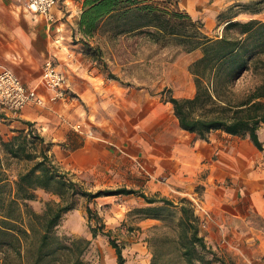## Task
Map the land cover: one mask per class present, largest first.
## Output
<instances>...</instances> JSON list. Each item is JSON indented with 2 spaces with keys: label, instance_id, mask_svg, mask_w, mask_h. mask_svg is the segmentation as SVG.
I'll return each mask as SVG.
<instances>
[{
  "label": "crops",
  "instance_id": "0c3cea01",
  "mask_svg": "<svg viewBox=\"0 0 264 264\" xmlns=\"http://www.w3.org/2000/svg\"><path fill=\"white\" fill-rule=\"evenodd\" d=\"M24 1L0 0V71L12 70L43 102L18 111L0 105V138L6 140L13 130L27 129L23 121H28L50 145L54 162L81 177L92 176L99 184L122 180L123 187L131 188L129 176L138 175L145 178L139 188L147 195L174 200L197 194L209 212L207 227L200 232L206 242L213 246L226 241L229 259L237 264H264V150L248 138L222 130L200 139L180 128L171 103L152 91L157 82L147 86L143 81L145 86L136 88L123 83L128 79L129 59L117 50L128 51L130 40L125 35L114 40L115 49L101 57L103 61L83 53V43H98L99 35L98 30L87 35L80 28L84 0H56L52 21L27 12ZM156 1L169 2L200 20L203 32L211 36L226 23L220 14L230 7L239 11L240 3L249 0ZM242 14L248 16L246 20H264V9L239 11L234 20H242L238 19ZM152 56L151 61L159 58ZM200 56L195 49L175 61L181 73L170 76L171 81L162 78L161 71L154 79L171 85L173 97H192L195 87L185 72ZM47 57L66 75L72 97L55 99L54 91L42 82ZM99 62L114 65L116 79L99 72ZM75 124L81 128L75 129ZM108 196L106 201H112L124 194L104 195ZM135 249L133 245L131 251L136 254Z\"/></svg>",
  "mask_w": 264,
  "mask_h": 264
},
{
  "label": "trees",
  "instance_id": "16d2710c",
  "mask_svg": "<svg viewBox=\"0 0 264 264\" xmlns=\"http://www.w3.org/2000/svg\"><path fill=\"white\" fill-rule=\"evenodd\" d=\"M264 0L241 4L239 11L258 13ZM239 11L230 7L220 36H208L200 20L169 2L156 0H84L80 28L89 35L95 31L113 36L138 34L160 46L178 45L186 53L199 49L201 56L188 66L193 76L192 97L166 98L180 128L206 140L215 130L248 138L258 150H264L259 131L264 127V78L242 93L234 91V82L245 71L264 63V20H234ZM83 47L102 57L101 48L88 42ZM115 78L114 75H110ZM27 129H15L8 139L0 138V264H89L83 259L90 240L58 234L56 227L63 215L75 207L76 198L88 200L102 195L136 194L146 205L135 208L140 219H155L147 239L148 264H230L200 233L199 217L186 197L177 202L165 196H148L126 187L84 189L68 177L49 155L50 145L43 142L30 122ZM25 161L11 178L9 160ZM58 196L36 212L29 201L36 191ZM92 216L90 208H86ZM91 237L108 231L90 227ZM110 239V238H109ZM116 264H125L122 248L110 239Z\"/></svg>",
  "mask_w": 264,
  "mask_h": 264
},
{
  "label": "rangeland",
  "instance_id": "374dc122",
  "mask_svg": "<svg viewBox=\"0 0 264 264\" xmlns=\"http://www.w3.org/2000/svg\"><path fill=\"white\" fill-rule=\"evenodd\" d=\"M255 1L259 0H249L248 2L251 3ZM242 3L243 2L240 4ZM261 6H264V3H262ZM247 17L248 16L242 14L241 16H238V19L246 20ZM219 34H222V30L221 32H213L211 37H214L215 35L218 36ZM118 38L121 37L113 36L111 33L99 32L96 39L98 43L94 40L92 46H98L101 48L102 57L105 58L106 55L115 49V46L112 44L114 40ZM124 38L130 40L128 51L117 50L119 55H123L124 57L127 56L129 59V63L126 65L128 79L123 81V83L136 88L140 85L145 86L146 84L148 86V84L153 85V83L157 82V86L154 87L152 91L155 92L157 90L155 94L161 93V98L163 100L168 98L172 91L171 85L167 86V84L163 83V80L158 82L159 79L154 78L159 75L160 71L163 76L162 78H168L170 81L172 78H170V76L175 77L176 75H179L181 73V68L174 63L185 56L186 52L178 45L160 46L157 43H155L156 45H153L152 43H149L151 40L147 37L138 34H130ZM107 41L110 46L106 44ZM82 49L83 53H86V55L90 54L94 56L86 48L82 47ZM152 55H159L158 60H149L153 57ZM100 60L103 61L102 58ZM98 65V71L105 74V76L110 77L111 74L115 76V73L112 72L115 70L114 65L107 62H99ZM85 67H89V63H85ZM115 72L117 71L115 70ZM185 75L193 81V76L189 70L185 72ZM261 78H264V63H262V61L258 62L252 70L245 71L235 80L234 91L237 93L247 91V89L252 88L258 83ZM113 79H116V76ZM143 81L145 84L142 83ZM161 83H163V85H161ZM163 113L165 114L166 111H163ZM170 118L171 117H168V119ZM259 135L260 139L264 141V127L260 129ZM55 163L57 164V162ZM8 164V173L11 178L14 177L17 170L29 165V163H26L25 161H17L15 159L9 160ZM57 165L62 171L66 172L68 177L78 182L84 189L92 192L99 189L123 187L124 184L122 180L113 183L104 180L105 184H99L92 176L81 177L70 170H66V168L61 165ZM129 179L132 180L133 183V185L131 184L129 187L141 190V187L139 188V186L143 185L145 178L133 175L129 176ZM148 196L158 195L148 194ZM109 197L110 196L104 197V195H102L88 200L85 197L78 196L76 198L75 207L67 211L61 218L59 225L56 227L57 233L89 239L90 244L83 254L84 261L89 264H116L115 250L111 246L110 239H113L122 248V253L125 257V264H148L151 254L147 239L151 234L152 226L159 224L160 222L157 220L155 223H139L140 218L133 213V210L146 205V202L142 197L136 194H125L124 196L115 197L116 199L113 198L112 201H106V198ZM186 198L189 199V197ZM173 199L178 201L177 198ZM57 200H59L58 196L43 190H37L36 198L28 203L36 212H41L45 206V202ZM87 206L90 208L92 216L88 215L86 210ZM119 211L121 214H114L119 213ZM91 226L97 227L105 232L108 231V236L98 233L96 237H91ZM133 245L136 247L135 251L137 255L131 251ZM212 248L230 264H237L235 263V260L229 259L230 257L226 248V241L220 240L213 244Z\"/></svg>",
  "mask_w": 264,
  "mask_h": 264
},
{
  "label": "built area",
  "instance_id": "2783aa9c",
  "mask_svg": "<svg viewBox=\"0 0 264 264\" xmlns=\"http://www.w3.org/2000/svg\"><path fill=\"white\" fill-rule=\"evenodd\" d=\"M56 0H25L24 9L32 14L43 16L47 21H52V10ZM42 82L54 91V98L72 97L69 93V82L66 75L58 68L57 63L47 57L43 63ZM43 99L37 94L34 88H28L21 79L9 69L0 71V105L12 111H18L27 104H42ZM75 129H80V124L74 125ZM195 214L199 217V228L207 227L209 212L202 205L199 195L194 194L189 197Z\"/></svg>",
  "mask_w": 264,
  "mask_h": 264
}]
</instances>
